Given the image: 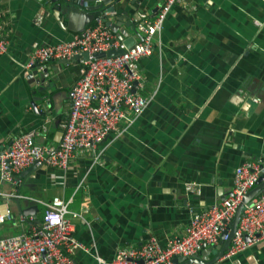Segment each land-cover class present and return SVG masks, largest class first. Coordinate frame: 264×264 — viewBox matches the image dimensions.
<instances>
[{
  "label": "crops",
  "instance_id": "obj_1",
  "mask_svg": "<svg viewBox=\"0 0 264 264\" xmlns=\"http://www.w3.org/2000/svg\"><path fill=\"white\" fill-rule=\"evenodd\" d=\"M163 1L112 0L102 8H113L107 20L120 18L121 27L138 39L125 22L136 27L152 20ZM98 5L94 0H0L8 41L0 55V153L14 134L40 133L45 120L46 138L36 134L35 142L58 144L82 57L49 60L46 72L26 64L36 47L68 40L93 25L102 9ZM138 66L144 80L138 92L148 101L123 125L124 132L105 138L94 157L76 153L66 170L45 166L24 173L26 167L20 186L0 185L14 194L19 189V206L7 201L15 215L35 205L39 220L43 205L30 197H73L69 208L84 218L70 219L74 235L88 250L74 253L76 264H103L98 259L109 261L119 248L140 246L151 236L162 246L180 238L194 212L231 193L239 165L264 162V0H179ZM189 183L195 185L192 192L185 189ZM5 230L1 237L25 229L10 223ZM205 248L199 254L210 263L217 250ZM214 261L264 264V240Z\"/></svg>",
  "mask_w": 264,
  "mask_h": 264
},
{
  "label": "built area",
  "instance_id": "obj_2",
  "mask_svg": "<svg viewBox=\"0 0 264 264\" xmlns=\"http://www.w3.org/2000/svg\"><path fill=\"white\" fill-rule=\"evenodd\" d=\"M78 1L84 4V0ZM94 1L100 4L104 0ZM178 1L164 0L152 20L138 23L135 32L140 40L136 39L130 47H125L122 40L105 25V21L115 11L104 8L98 12L93 25L85 27L70 39L40 45L30 53L26 68L37 65L42 70L46 69L49 60H70L83 52H86L87 58L81 59V74L68 91L69 112L58 144L54 147L35 142L36 134L45 137L49 120H45L40 133L33 130L14 134L0 153V185L8 183L17 188L21 185L20 172L31 165L66 170L76 153H92L94 157L99 143L109 135L124 132L123 125L141 113L148 101L138 92L144 81L138 62L151 54L155 35L160 32L170 8ZM41 20L40 15L36 21L39 23ZM7 45L0 24V55L6 53ZM111 49L123 51L106 55ZM99 53L104 55L98 56ZM260 176H264V162L252 159L244 161L235 169L231 193L219 204L202 212H194L180 238L162 246L151 236L142 245L119 248L109 261L98 259L99 262L173 264L177 256L192 257L203 246L210 247L220 240H227L237 207ZM185 189L192 192L195 185L189 183ZM18 192L19 189L16 194L0 190V196L5 198L0 203V226L10 222L25 229L17 235L0 236V264H76L74 253L88 250L74 235L70 219L84 218L82 212L69 208L73 197L63 199L53 196L49 201L30 197L29 200L43 205L38 224L32 216L22 213L15 215L11 211L7 201L10 198H22ZM87 210L84 208V213ZM262 240L264 189L244 203L222 258L229 259Z\"/></svg>",
  "mask_w": 264,
  "mask_h": 264
},
{
  "label": "water",
  "instance_id": "obj_3",
  "mask_svg": "<svg viewBox=\"0 0 264 264\" xmlns=\"http://www.w3.org/2000/svg\"><path fill=\"white\" fill-rule=\"evenodd\" d=\"M108 1H112V0H104L102 3H100L99 8H102V6L104 4H107ZM103 9V8H102ZM108 10H114L113 8H108ZM123 15H127L126 12H123ZM120 18H117L116 22H111L110 20H106L105 21V25L109 27V29L114 32L116 34V36L122 40L123 44L125 45V47H130L131 45L134 44V42L136 41L135 37L129 36L128 31H126L124 28L121 27V23H119ZM126 26L131 25L133 27V29H135V24L132 23L131 21L129 22H125ZM140 40V37H138ZM123 51V49H118V50H109L106 55H115V54H119ZM104 55V53H99L98 56H102ZM76 57H82L83 59L87 58V54L86 52H83L80 55H76L75 57H73L72 59L76 58ZM70 59V60H72ZM64 61H68L65 59H62ZM37 69H39V67L36 65L35 66ZM43 72H46V69L42 70ZM37 82H40V80H36ZM134 91V89H133ZM34 165H31L30 167H28L24 173H26L27 171L31 170L32 168H34ZM264 189V176H260L259 179L257 180V182L255 183L254 187L252 189H250L247 194L244 196L243 201L239 204V206L236 209L235 215L230 223V233H229V237L227 240H220L218 245H214V246H210L205 248V246H203V248H205V250L211 251V249H216L217 253L215 255V259H212V261H210V263H206L205 261H203V253L202 254H196L192 257H184V256H177L173 259V264H213L218 258H220L224 251L227 249L229 243H230V238L232 237V234L237 226V223L240 219L241 216V211L243 208L244 203L249 202L252 198H254L255 196H257L262 190ZM2 198V197H1ZM5 198H2V200H4ZM14 199L16 201V203L19 206V199L18 198H10L9 200ZM37 207L34 205L33 207H29V208H25V209H21L20 211L23 212L25 215L28 214H33V216L35 217V222L40 224V220L36 218V214L33 212L34 210H36ZM225 233L222 234V236Z\"/></svg>",
  "mask_w": 264,
  "mask_h": 264
},
{
  "label": "rangeland",
  "instance_id": "obj_4",
  "mask_svg": "<svg viewBox=\"0 0 264 264\" xmlns=\"http://www.w3.org/2000/svg\"><path fill=\"white\" fill-rule=\"evenodd\" d=\"M0 203H1V201H0ZM9 224H10V222H6L4 227H2V225L0 226V233L1 234H4L6 232L5 227H7Z\"/></svg>",
  "mask_w": 264,
  "mask_h": 264
},
{
  "label": "trees",
  "instance_id": "obj_5",
  "mask_svg": "<svg viewBox=\"0 0 264 264\" xmlns=\"http://www.w3.org/2000/svg\"><path fill=\"white\" fill-rule=\"evenodd\" d=\"M104 9V8H103ZM102 10V9H101ZM44 138H46V135H45V137Z\"/></svg>",
  "mask_w": 264,
  "mask_h": 264
}]
</instances>
